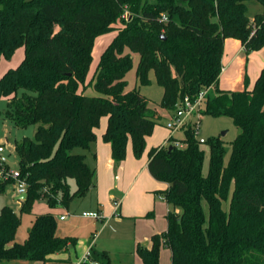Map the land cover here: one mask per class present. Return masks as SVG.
<instances>
[{"label":"trees","instance_id":"trees-1","mask_svg":"<svg viewBox=\"0 0 264 264\" xmlns=\"http://www.w3.org/2000/svg\"><path fill=\"white\" fill-rule=\"evenodd\" d=\"M250 1L262 6L252 18ZM161 15L166 22H159ZM113 30L86 83L95 39ZM226 39L238 40L246 55L264 47V0H0V60L24 50L23 60L0 77L2 115L18 129L36 126L34 138L24 137L14 148L26 190L21 212L30 213L38 200L50 209L67 208L95 188L86 153L103 117L102 140L113 162L125 159L129 143L134 158H141L160 116L136 87L126 91L136 54V84L149 85L152 71L163 90L162 110L172 114L178 102L194 101L214 86L200 114L229 117L239 129L226 164L224 142L205 140L206 172L205 152L191 127L183 131L181 147L149 150L147 170L167 184L161 194L170 209L166 231L152 236L149 248L137 245L142 263L159 264L162 245L171 264H264V68L251 89L244 76L242 90H219ZM88 88L96 95H87ZM10 183L0 178V195ZM20 222L10 207L1 208L0 264L44 263L77 242L56 235L49 212L35 216L18 243ZM94 263L109 264V257L91 250L82 264Z\"/></svg>","mask_w":264,"mask_h":264},{"label":"rangeland","instance_id":"rangeland-1","mask_svg":"<svg viewBox=\"0 0 264 264\" xmlns=\"http://www.w3.org/2000/svg\"><path fill=\"white\" fill-rule=\"evenodd\" d=\"M246 4L247 16L249 18H252L255 14L262 12V6L257 2L250 1ZM115 27L120 28V23ZM116 33V30H113L110 33L102 35L95 40L94 53H92V62L87 75V80L92 77L104 47L107 43L112 41ZM18 52L19 51H17V54L11 61L1 59L0 77L7 71L5 66L9 64V61L10 66L12 65L16 67V65H18L16 64L18 63ZM126 53H130L128 49H126ZM137 64L138 56H136V59L133 60L132 69L126 74L125 77L127 82V91H130L136 87L141 95L145 96L150 101L151 106L157 109L160 116V120L154 127L151 136L147 138L146 149L141 156L142 158H146L150 149L162 145L164 141H167L170 138L171 132L165 128V124L170 119L171 113L166 112L159 107L163 90L156 84L155 76L152 71L148 75L150 80L149 85L142 86L138 83L136 84L135 71ZM91 93V95H96V92L93 89H91ZM5 105L6 99L0 98V145H3L5 148L4 153L1 154V158L11 163L13 169H17V156L14 151L15 145L24 137L33 139L36 126H30L26 129L16 128L11 121L4 119L2 115ZM203 109L204 105H202L200 110ZM200 110L191 118V123L198 122L197 136L203 140L220 138L224 142V147L226 149V156L224 159V163L226 164L230 156V144L238 135L239 129L234 126L233 121L229 117H212L209 115H201ZM172 136L180 140L183 138V133L176 131L173 132ZM202 149L205 152L204 172H206L209 151L208 147L205 145H202ZM75 152L82 153V151L79 149L75 150ZM69 183L71 190L74 191V182L70 180ZM16 190V185L13 182L7 185L5 192L0 195V210L4 206H8L13 210L20 217L21 221L18 227V232L23 233L26 231L27 224L32 221L35 216L47 213L48 211L50 212L52 210L54 212L56 211V213L65 214V216L70 220L76 218L77 222L73 228V236H81L82 234L86 233V228L91 220L83 217L82 213L94 211L97 206L96 196L92 194L83 201H81L79 198H74L67 207L68 210L63 205H57L54 209H50L45 200H38L33 203L30 213H23L20 210L21 202H19L22 200L18 201L15 199L17 196ZM99 199L102 205L106 204L107 198H105V196H102ZM127 202L128 204H133V199L129 196ZM155 202L156 206L153 216H148L146 214H143V216H134L135 218L122 216L119 221L116 219V215H118V208L116 209L117 212L115 215V205L114 202H111L110 204L111 208L113 209V214H111L109 218L106 217L102 223L95 221L96 225L95 229L93 230V234L88 233L87 235L90 240H96L94 250L98 253L105 252L109 257V264H143L142 260L135 252V247L137 245H143L146 240H151L152 236L154 235L163 234L167 229V204L163 198L157 196ZM175 212L179 213V209H175ZM133 213H139V211L135 210ZM114 215L116 217H114ZM112 217L113 219H111ZM103 224L106 225L103 227ZM61 226L59 227L58 225V231H63L65 229L63 225ZM159 264H170V252L162 245L159 247Z\"/></svg>","mask_w":264,"mask_h":264},{"label":"crops","instance_id":"crops-1","mask_svg":"<svg viewBox=\"0 0 264 264\" xmlns=\"http://www.w3.org/2000/svg\"><path fill=\"white\" fill-rule=\"evenodd\" d=\"M109 43L106 44L104 49L109 45ZM17 51H19L18 52L19 54H18V63L16 64H19L24 57L23 48H22V54H21V48L17 49L13 54V56L11 57L10 61L15 57ZM92 53H94V46ZM124 53L127 54L126 49ZM132 56H133V60H135L136 56L138 55L133 54ZM10 61L9 64L5 66L6 70L15 68L12 65L10 66ZM221 65H222V69L218 83L216 85V87L219 90L222 91L242 90L244 76L248 78L249 89H251L260 71L264 68V47L259 51H255L246 55L243 46L238 40L226 39L224 42V50L221 58ZM93 75L89 80H87L86 78V83L92 80ZM91 89L92 88L87 89L86 91L87 95L92 94ZM214 90L215 87L212 86L209 89V93H214ZM126 91H127V87H126ZM106 125H107V118L103 117L100 121L99 127L95 129L96 141L92 144L90 150L86 153V162L90 168L95 170L96 180H95V188L92 189L84 198L81 199V201H83L84 199H87L89 195L92 194L96 196V202H97L96 209L94 211L83 212L82 216L84 213H96L98 214V217L93 218V217L83 216L85 218L91 219L86 228L87 231L85 234H82L81 236L74 237L73 228L77 222L76 218L70 220L65 216V214L56 213V211L54 212L51 210L50 213L55 214V218L57 221V228L58 225L59 227L61 225L65 227L63 231L56 230V235L59 237L73 236L74 238L77 239L75 246L72 247L69 246L63 252L50 255L49 261L44 263L22 262L20 264H82L83 261H85V256L87 252L91 253V250H93L95 253H98L97 251L94 250L96 240L94 239L90 240L87 237V235L88 233L93 234V230L95 229V225H96L95 221L102 223L106 217L109 218L111 214H113V209L111 208V204H110L111 202L116 201L119 203L118 215H116L117 211L114 212L115 215L117 216L116 217L114 215L117 221H119L122 216L128 218H135L134 216H143V214H146L148 216H153V212L156 206L155 205L156 196L163 198L161 192L167 188V184L156 181L149 174L147 170L148 155L146 158L144 157L143 158L141 157L140 159L134 158L130 143L127 145L126 148L125 159L120 163L115 164L111 159L110 145L104 143L102 140V135L104 134ZM165 142L166 141H164V143ZM102 196L103 197L105 196V198H107V202L105 205H102V203H100L101 201L99 198ZM129 196L133 199V204H128L127 201L129 199ZM15 199L17 200L18 196H16ZM169 209L170 207L167 204V213ZM135 210H138L139 213H133L135 212ZM47 213H49V211ZM62 216L64 217V219L60 220V217ZM111 219H113V217ZM32 221H30L27 224L25 233L18 232L17 229L15 234L16 242L22 243L27 238V233L29 228L31 227ZM105 225L103 224V227ZM143 246L149 248L151 246V241L146 240Z\"/></svg>","mask_w":264,"mask_h":264},{"label":"built area","instance_id":"built-area-1","mask_svg":"<svg viewBox=\"0 0 264 264\" xmlns=\"http://www.w3.org/2000/svg\"><path fill=\"white\" fill-rule=\"evenodd\" d=\"M167 18L165 15H161L159 22H166ZM209 89L203 90L199 92L196 99L194 101H190L188 98H184L182 101L176 104V108L170 116V119L165 124V128L171 132L170 138L162 145L163 147H168L171 145H175L177 147H181V139H176L172 136L173 132L179 131L182 132L188 127L193 128L194 135L199 144H204L205 140L198 138V122L191 123V118L201 109L204 104L205 98L207 96ZM171 139V140H170ZM5 148L3 145H0V178L4 180H12V182L16 185L17 196H21L23 194L26 195L25 183L20 179L19 172L17 169H13L12 167H5V160L1 158V154L4 153ZM115 211L118 208V202H114ZM83 216L86 217H98L96 213H84ZM64 217H60V220H63ZM89 252L86 253L85 260L89 257ZM96 264V263H95Z\"/></svg>","mask_w":264,"mask_h":264},{"label":"water","instance_id":"water-1","mask_svg":"<svg viewBox=\"0 0 264 264\" xmlns=\"http://www.w3.org/2000/svg\"><path fill=\"white\" fill-rule=\"evenodd\" d=\"M170 150H172V146H168V151H170ZM5 163H6L10 168L12 167V164H11V163H9V162H7V161H5ZM25 197H26V195L23 194V195L19 196L17 200H18V201H19V200H24Z\"/></svg>","mask_w":264,"mask_h":264}]
</instances>
